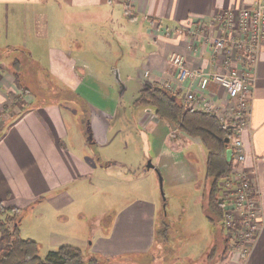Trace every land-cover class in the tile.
Segmentation results:
<instances>
[{"label": "crops", "instance_id": "crops-1", "mask_svg": "<svg viewBox=\"0 0 264 264\" xmlns=\"http://www.w3.org/2000/svg\"><path fill=\"white\" fill-rule=\"evenodd\" d=\"M64 4L73 11H61ZM253 6L254 0H0V202L20 208L22 235L38 241L44 238L53 249L71 243L83 248L90 239L93 251L111 257L140 248L152 251L157 226L155 220L146 217L141 186L125 188L121 193L122 197L136 196L125 202L115 219L108 212L110 207L93 201L95 187L106 189L101 185L104 179L125 185L141 177L133 170L142 160L140 140L131 146L124 137L117 142L118 149L114 148L121 153L132 147V158L111 156V129L119 120L125 135L150 127L159 137L157 145L153 143L157 159L152 168L161 171L164 179L180 186L196 184L197 167L184 147L168 135L172 122L160 118L154 107V112L146 107L138 110L136 97L124 104L123 92L116 91L115 83L119 80L126 90L124 75L127 82L137 79L141 90L153 82L173 80L181 100L188 90L198 95L189 106L203 110L207 100L230 106L234 99L221 86L203 87L196 79L178 82L169 71L168 59L178 52L192 68L220 72L229 66L241 68L239 51L216 52L209 34L224 32L215 20L221 11ZM83 19L105 20L104 26L113 25L111 29L122 36V43L116 47L108 39L104 43L105 30L94 32L99 36L95 42L101 43L96 45L100 54L95 64L83 55V38L69 33L72 25L79 26ZM12 53L21 61L25 90L17 84ZM103 67L112 69H99ZM254 72L251 121L241 137L247 154L243 169L259 189L261 229L246 261L237 250L226 254L223 244L211 258V249L218 243L213 236L208 249L205 245L196 255L181 256L190 264H264V38ZM61 86L68 90L62 91ZM153 114L157 122L150 119ZM144 147L143 143L145 156ZM116 160L121 168L114 172L108 163ZM204 191L202 208L206 211V187ZM149 210L154 215L157 204L151 203ZM107 217L113 221L109 230L102 224ZM89 220L96 229L84 235L80 228ZM119 244L130 247L119 249Z\"/></svg>", "mask_w": 264, "mask_h": 264}, {"label": "rangeland", "instance_id": "rangeland-1", "mask_svg": "<svg viewBox=\"0 0 264 264\" xmlns=\"http://www.w3.org/2000/svg\"><path fill=\"white\" fill-rule=\"evenodd\" d=\"M64 6L65 8H61V11H73V9L69 8L67 4H64ZM115 13H118L117 8L115 9ZM80 22L82 24H80L79 26L72 25L74 26V28L71 27L69 29V33H75L83 38L86 45L83 55H85L86 58L93 64L97 62V56L100 54H97L96 45L101 44L100 42H95V40H98L99 37L96 33H94L96 30H105L107 32L106 35H103L104 38H102L104 43L106 42V39H108V41L116 47H119V44L122 43V36L111 29L113 25L112 27L110 26V28L108 27V25L104 26L105 20H97L95 22L91 19H83L80 20ZM10 57H18V54L12 53ZM16 59L19 58H15L11 63L12 65ZM13 69H15L14 66ZM99 69L109 72V69L112 68L103 67ZM113 71L115 78H117V68H113ZM122 79L124 82H126V84H128V88L125 90L123 84L119 80H117V82L115 83V89L119 94L123 92L122 100H124V104H129L130 100L133 97H139L141 90L138 89V87H140V85H138L137 79L127 82V77H125L124 75L122 76ZM61 90L67 91L68 88L67 86H61ZM83 101L87 102L85 99H83ZM93 101L95 100H91L92 103ZM96 101L102 102V100L98 99ZM144 107H146V109L149 108L152 110V112H154L153 106L151 105H140L137 108L138 110H140ZM131 112L132 111H130V116L132 117L134 113ZM134 112L136 114L137 109ZM150 119L154 120L153 122H157V118L154 114L151 115ZM121 123L122 120H119L118 124H116V127L112 128L110 131V135L112 139H114V144L113 147H111L112 152L108 153H111V156L115 155L116 157L121 156L123 158H132V153L134 152L132 150V147L128 151L121 153L118 152L119 150L115 151L114 148L118 149V147L116 146L118 145L117 142L124 137H126L131 142V146L133 145L135 140L139 139L141 149L140 158L142 157V160L141 162H136L134 164L133 170H135V173H137L138 175L140 174L141 177L140 179H137L131 183H124L125 185L110 183V179L106 178L102 181V183L100 182L101 185H104L106 187V189L100 190L95 187L96 194L93 197V201L98 205L110 207L108 212L111 214V216H114L115 219L125 202L133 201L130 200V198L132 196H136L129 195V197H122L123 195L121 193L125 192V188H135L139 185L144 189V193L142 195H144L146 204V217L148 219L155 220L157 229L167 225L168 238L164 240L163 235L157 236L155 234L152 251L145 252L140 248L136 251L119 253L112 257L108 256L105 252L93 251V244L90 243L91 240L89 239V244L87 243L83 246L85 257L86 259H88L90 256L96 255L104 264H190V260H186L181 257L182 255H184V253H191L192 255H196L201 252L203 246L206 245L205 250L208 249L213 236L219 238L223 235V231L219 227L220 222H218L217 224L212 223L207 217L206 211L204 210V208H202L204 202L203 193H205L204 188L207 184L205 180L207 150L198 138L195 139L191 137L190 135L178 130L175 124H171L170 129L168 130V132L170 133L168 135L171 136L172 141L177 142V145L179 147H184L183 150L185 154H187L189 158L192 159L196 164L197 175L199 178L198 183L196 184L192 182L185 186H180L179 184H176L167 178L164 179L162 172L160 171L159 173L156 168L147 167L149 160H152L154 163L157 159V154L155 147H153V143L157 145V142H159V137L152 133L151 128H140L139 131L137 129H134L133 131L131 130L130 132H127L125 135L124 132L126 130ZM143 143L145 146V156L143 155V150L141 148ZM197 154L200 159H198ZM108 165L114 172L118 171L121 168V163L117 162V160L114 162H109ZM129 165L131 166V164ZM124 170L125 172H127L128 177L130 179H133L134 176H132V172H130V170H128L127 168ZM160 175L163 178L162 181L160 179ZM198 184L201 185L200 189L198 188ZM97 185L100 187L98 181ZM142 195L140 194V196ZM205 200H207L206 197ZM151 203L157 204V210L154 215H150L153 212V210H149V205ZM15 221L17 220L15 219ZM90 222L91 220H89V222L86 221L85 226L80 228L81 233H83L84 235L88 233L89 229H96V224L92 221L90 225ZM112 222L113 221H111L110 218L107 217V219L103 220V228L105 230H109V225ZM90 226L91 228H89ZM216 226L218 228L217 230ZM41 239L43 241L37 240L40 246V254L42 256H45L48 250L53 249L54 246L44 240V238ZM100 245L105 246V243L101 242ZM118 247L119 249H121L130 247V245L119 244ZM190 257L192 258V256Z\"/></svg>", "mask_w": 264, "mask_h": 264}, {"label": "built area", "instance_id": "built-area-1", "mask_svg": "<svg viewBox=\"0 0 264 264\" xmlns=\"http://www.w3.org/2000/svg\"><path fill=\"white\" fill-rule=\"evenodd\" d=\"M215 20L224 30L217 36L209 34L216 52L237 49L242 67L229 66L226 72L192 68L184 54L173 52L168 59V68L178 82L196 79L203 87L215 84L225 88L229 98L235 100L228 107L207 100L203 110L215 113L227 126L236 128L231 143L234 167L221 179L219 186L228 237L233 250H237L240 258L246 261L261 229L262 211L259 189L243 169L247 154L241 134L251 121L254 71L264 38V0H254L252 8L223 10L216 15ZM165 85L173 91L177 88V83L173 80L167 81ZM197 98L195 91L188 90L184 93L182 102L187 107H192L189 105Z\"/></svg>", "mask_w": 264, "mask_h": 264}, {"label": "trees", "instance_id": "trees-1", "mask_svg": "<svg viewBox=\"0 0 264 264\" xmlns=\"http://www.w3.org/2000/svg\"><path fill=\"white\" fill-rule=\"evenodd\" d=\"M13 66L17 84L25 90L21 83V61L16 59ZM179 94L165 84L153 82L141 89L134 104L153 106L160 118L171 121L178 130L191 137L200 138L207 150L206 214L212 223L220 222L219 227L223 231L221 237H215L218 243L211 249V258L217 254L221 244L225 247V253L230 254L233 246L224 224V202L220 196L219 183L234 167V158L229 160L227 156L226 137H230L231 146L236 128L227 126L215 113L187 107ZM19 216L20 208L0 202V264H104L96 255L86 259L83 248L74 244H62L42 256L39 242L22 235ZM156 235H163L166 240L168 226L158 228Z\"/></svg>", "mask_w": 264, "mask_h": 264}, {"label": "water", "instance_id": "water-1", "mask_svg": "<svg viewBox=\"0 0 264 264\" xmlns=\"http://www.w3.org/2000/svg\"><path fill=\"white\" fill-rule=\"evenodd\" d=\"M226 142L228 144L227 156H228V159L230 160L232 158V147L230 146V137H226ZM147 167L148 168L155 167V164L152 162V160H149ZM160 179L161 181L163 179L161 175H160Z\"/></svg>", "mask_w": 264, "mask_h": 264}]
</instances>
